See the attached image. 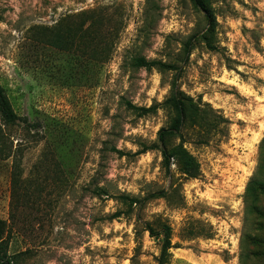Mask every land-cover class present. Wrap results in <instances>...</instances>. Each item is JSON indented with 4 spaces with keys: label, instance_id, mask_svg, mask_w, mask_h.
<instances>
[{
    "label": "rangeland",
    "instance_id": "374dc122",
    "mask_svg": "<svg viewBox=\"0 0 264 264\" xmlns=\"http://www.w3.org/2000/svg\"><path fill=\"white\" fill-rule=\"evenodd\" d=\"M208 7L210 22L192 0H0V84L20 117L0 119V257L264 264V192L255 208L246 195L264 183V0ZM172 88L197 110L159 142ZM180 143L196 178L166 166Z\"/></svg>",
    "mask_w": 264,
    "mask_h": 264
},
{
    "label": "trees",
    "instance_id": "16d2710c",
    "mask_svg": "<svg viewBox=\"0 0 264 264\" xmlns=\"http://www.w3.org/2000/svg\"><path fill=\"white\" fill-rule=\"evenodd\" d=\"M196 6H198L202 11L205 12L206 17L211 21V13L208 7V0H192ZM212 25V24H211ZM134 64L136 66H143L146 68L157 67V68H172L171 65H166L161 61L157 60H146L144 57H135ZM170 108L173 111V118L169 127L161 128L158 132V141L163 142L167 137L171 136H181V128L184 124L186 117H192L195 115L197 107L192 102L190 97H186L181 93V91L174 90L172 88L169 97L166 99ZM0 119L9 125H13L20 120V117L14 111L10 100L5 92V89L0 84ZM162 156L168 166L169 159L174 158L179 164L182 172L189 178H196L199 175V164L195 158L183 147L180 143L174 146L170 151L163 148ZM264 192V183L259 180L250 179L246 186V195H251V208H255V202L259 198V194ZM150 233L152 229L147 227ZM6 230V221L0 218V242H2L3 235ZM163 237L161 239V248L159 261L164 262L170 255L169 249L170 244V229L167 225L162 226ZM251 236V238L258 243L261 241L262 237L257 234ZM264 243V241L262 242ZM264 257V252L261 253ZM0 264H11V261L6 255L0 257Z\"/></svg>",
    "mask_w": 264,
    "mask_h": 264
}]
</instances>
